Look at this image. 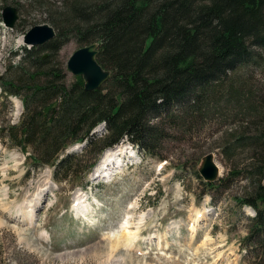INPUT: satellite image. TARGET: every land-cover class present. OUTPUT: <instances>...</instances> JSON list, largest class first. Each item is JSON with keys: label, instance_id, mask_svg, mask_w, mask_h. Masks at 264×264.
Wrapping results in <instances>:
<instances>
[{"label": "rangeland", "instance_id": "rangeland-1", "mask_svg": "<svg viewBox=\"0 0 264 264\" xmlns=\"http://www.w3.org/2000/svg\"><path fill=\"white\" fill-rule=\"evenodd\" d=\"M62 1L0 0V129L20 123L24 112L18 95L6 98L5 81L25 89L33 83L31 73L49 67L61 70L66 84L76 80L68 59L94 41L83 43L73 34L59 50L41 45L38 52L48 62L38 70L22 64L24 47L33 46L25 41L33 27L49 24L59 31ZM7 6L17 8L14 27L3 21ZM36 82L45 83V76ZM218 92L196 120L180 119L186 130L165 122L170 135L155 156L120 144L122 153L117 150L110 165L117 170L105 177H94L96 165L114 149L102 152L88 173L98 154L87 152V143L71 145L59 156L78 155L79 177L57 181L55 165L35 166L31 148L20 149L0 132V264H252L242 241L256 210L238 200L256 178L233 171L244 168L264 141L258 139L264 130V54L231 72ZM105 132L104 124L94 131ZM209 153L223 179L216 180V190L195 174Z\"/></svg>", "mask_w": 264, "mask_h": 264}, {"label": "trees", "instance_id": "trees-1", "mask_svg": "<svg viewBox=\"0 0 264 264\" xmlns=\"http://www.w3.org/2000/svg\"><path fill=\"white\" fill-rule=\"evenodd\" d=\"M62 3L64 12L55 21L59 31L46 46L59 50L70 34L83 43L98 41V61L112 74L101 88L87 91L81 76L66 84L61 70H38L48 62L38 52L43 46H25L23 66L28 63L38 71L29 75L33 83L25 89L13 80L3 83L6 98L18 95L24 112L20 123L0 129L20 149L31 148L35 166L55 165L57 181L79 177V162L74 161L78 155L59 156L77 142L85 141L87 152L98 154L87 172L102 152L124 140L155 156L159 142L170 135L166 121L172 130H186L180 119L193 121L212 96L218 99L215 95L231 72L264 54V0ZM38 75L46 82L38 84ZM233 90L228 88L230 96H235ZM101 124L106 132L97 136L93 131ZM258 139L264 140V130ZM255 150L243 171L233 173L256 178L238 203L256 210L242 246L252 264H264V141ZM245 169L252 174L246 175ZM195 174L201 180L199 171ZM201 182L217 189V181Z\"/></svg>", "mask_w": 264, "mask_h": 264}, {"label": "water", "instance_id": "water-1", "mask_svg": "<svg viewBox=\"0 0 264 264\" xmlns=\"http://www.w3.org/2000/svg\"><path fill=\"white\" fill-rule=\"evenodd\" d=\"M4 22L14 27L19 18L17 8L7 6L3 12ZM56 36V30L49 24L33 27L25 36L28 44L40 46ZM100 43L98 41L77 48L69 57L67 69L75 76H82L84 88L87 91L101 88L111 76V70L104 68L98 61ZM199 172L206 181H215L219 178V166L212 153L205 155L199 164Z\"/></svg>", "mask_w": 264, "mask_h": 264}, {"label": "bare ground", "instance_id": "bare-ground-1", "mask_svg": "<svg viewBox=\"0 0 264 264\" xmlns=\"http://www.w3.org/2000/svg\"><path fill=\"white\" fill-rule=\"evenodd\" d=\"M116 148V149H115ZM111 149H114L113 151H109L106 153V155L104 156V159L103 161H101L97 166V171L96 173L94 174V177H105L106 175H109V173L111 172H114L117 167H115L113 164V167L111 166L110 168V165L111 163L113 162V157L115 158L116 157V151L119 150V153H122V151L120 152V144L118 146H115L114 148H110V149H107V150H111ZM106 150V151H107ZM105 151V152H106ZM120 162V161H119ZM115 163V162H114ZM118 164V162H116V165ZM96 168V167H95ZM109 168V169H108ZM108 169V170H107ZM117 170V169H116ZM126 240H129V237L126 239Z\"/></svg>", "mask_w": 264, "mask_h": 264}]
</instances>
